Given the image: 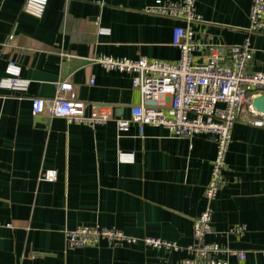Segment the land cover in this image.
<instances>
[{"label": "crops", "instance_id": "obj_1", "mask_svg": "<svg viewBox=\"0 0 264 264\" xmlns=\"http://www.w3.org/2000/svg\"><path fill=\"white\" fill-rule=\"evenodd\" d=\"M24 1L0 0V78L14 60L30 81L27 97L52 98L55 83L65 79L86 113L107 107L112 118L91 127L32 115L29 99L0 89V264H180L185 251L141 242L67 248L63 232L99 225L192 242L215 143L203 132L171 136L163 126L144 125L140 134L133 122L117 133L115 119L129 118L139 92L129 74L92 60L99 54L177 60L172 30L184 22L145 12L155 0H108L101 9L89 0H47L40 17L26 13ZM195 7L196 39L226 46L248 41L249 67L264 73V33L248 31L250 0H195ZM96 16L110 33L96 32ZM10 34L15 39L7 46ZM250 118L243 110L230 129L224 184L211 203L212 232L205 237L246 251L243 261L230 257L229 264H264V125H251ZM118 148L134 152V162H118ZM46 171L55 178L45 179ZM235 223L246 225L239 239L224 234Z\"/></svg>", "mask_w": 264, "mask_h": 264}, {"label": "built area", "instance_id": "obj_2", "mask_svg": "<svg viewBox=\"0 0 264 264\" xmlns=\"http://www.w3.org/2000/svg\"><path fill=\"white\" fill-rule=\"evenodd\" d=\"M89 1L101 9L108 0ZM46 4L47 0H25L23 10L40 17ZM144 11L184 22L185 25H177L172 30L171 45L179 50L177 60L131 59L104 54L92 60L107 71L129 74L131 87L139 92V103L131 107L129 118L115 119L117 133L126 130L133 122L140 134L144 125H152L167 128L169 134L175 137L190 139L195 133L203 132L212 139L215 154L204 188V208L194 218L192 242L185 246L159 237H134L115 227L99 225L65 228V246L93 247L102 240L115 247L141 242L155 249L185 251V256L179 259L180 264H229L230 257L243 261L246 251L208 241L205 237L212 232L211 203L224 184L225 155L233 123L246 110L252 115L248 123L264 125V112L257 111L252 105L254 97L264 95V73L250 69L252 51L248 41L226 46L195 38L191 25L200 19L195 0H155L144 7ZM99 19L96 16V32L110 33L109 28L99 25ZM248 20L249 33H264V0H250ZM14 39L13 34L8 35L5 45H13ZM62 55L69 57L64 53ZM29 84L30 81L22 77L17 62L8 60L4 75L0 78V89L14 93L19 99H29L32 115L47 113L62 116L68 123H84L91 127L112 118V111L107 107H93L86 113L85 103L77 99L75 87L70 81H57L54 95L49 99L27 97ZM116 159L120 163H133L135 154L118 148ZM44 178L53 180L55 172L46 171ZM245 231V224L235 223L224 234L239 239Z\"/></svg>", "mask_w": 264, "mask_h": 264}, {"label": "water", "instance_id": "obj_3", "mask_svg": "<svg viewBox=\"0 0 264 264\" xmlns=\"http://www.w3.org/2000/svg\"><path fill=\"white\" fill-rule=\"evenodd\" d=\"M252 105L257 111L264 112V95L254 97Z\"/></svg>", "mask_w": 264, "mask_h": 264}]
</instances>
